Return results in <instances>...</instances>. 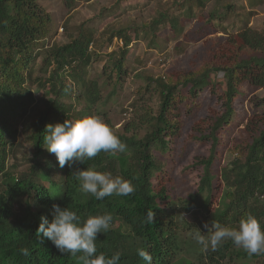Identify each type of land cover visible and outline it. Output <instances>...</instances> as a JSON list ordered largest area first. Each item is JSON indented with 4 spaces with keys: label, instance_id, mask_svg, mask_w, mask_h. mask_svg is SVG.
<instances>
[{
    "label": "trees",
    "instance_id": "1",
    "mask_svg": "<svg viewBox=\"0 0 264 264\" xmlns=\"http://www.w3.org/2000/svg\"><path fill=\"white\" fill-rule=\"evenodd\" d=\"M202 1L199 4L203 5ZM63 3L72 7L76 0ZM164 18L160 15L151 25ZM172 23L176 27L174 20ZM50 24L51 17L38 0H0V264H82L79 254H62L42 234L36 235L42 216L52 220L54 204L69 207L82 220L89 215L111 214L109 231L98 234L96 254L110 257L119 252V264H146L137 255L138 248L152 255V264H195V258L198 264H264V255L249 258L231 241L216 251H204L191 238L195 228L210 235L204 224L211 227L213 221L238 228L247 215L256 217L264 227V111L250 117L246 127L249 138L236 148V157L224 166L219 164L242 85L264 89V31L246 28L226 42H211V58L199 70L168 80L148 78L158 93V109L145 136L116 134L126 144L127 156L102 151L85 164L57 168L56 157L43 143L46 126L93 116L103 93L99 80L89 78L97 50H91L96 40L88 27L80 26L70 43L53 45L50 59L46 58L48 65H54L51 75L43 80L34 78V65L41 42L49 36ZM125 31H113L109 41L124 38ZM125 39L127 48L129 38ZM126 54L110 57L119 80L125 73ZM69 67L71 82L64 77ZM220 73L224 80H215ZM105 74L106 70L102 71V76ZM34 82L52 97L31 123L33 152L24 159L23 169L14 174L7 162L9 158L20 161L15 155L19 121L34 103L30 88ZM111 82L106 80L105 84ZM205 92L219 97L223 108L194 126V137L210 146L209 155L198 159L202 175L196 193L175 199L167 166L173 137L181 127L180 111L198 104ZM260 103L264 108V98ZM89 167L131 180L135 193L102 201L85 195L72 174ZM149 210L154 213L153 223L146 222ZM189 214L194 220L186 219ZM25 248L27 256L21 251Z\"/></svg>",
    "mask_w": 264,
    "mask_h": 264
},
{
    "label": "rangeland",
    "instance_id": "2",
    "mask_svg": "<svg viewBox=\"0 0 264 264\" xmlns=\"http://www.w3.org/2000/svg\"><path fill=\"white\" fill-rule=\"evenodd\" d=\"M202 2L203 5L199 4V0H76L72 7H67L63 0H38L41 8L51 17V24L49 36L41 42L33 76L43 80L51 75L54 65H48L46 58L50 59L48 55L53 45L70 43L80 26L92 29L96 41L91 50L96 49L97 54L93 55L89 78L99 80L103 93L93 115L101 117L115 134L141 138L149 131L151 117L155 115L159 103L157 90L149 85L148 78L168 80L199 70L211 58V42H226L246 28L259 33L264 31V0ZM160 15H165L164 20L152 26ZM120 29L126 30L124 38L117 36L110 42V34ZM125 37L129 38L127 48L124 46ZM124 51L127 52L125 73L119 80L110 57H119ZM104 70L106 74L102 76ZM67 71L64 77L71 82L73 80L69 75L72 70L69 67ZM214 79L223 81V74L215 75ZM106 80L112 81L111 84L106 85ZM37 83L30 87L34 103L19 121V144L15 155L20 161L13 162L9 158L7 162L14 174L23 169L24 159L33 152L29 139L31 123L52 97L38 89ZM241 90V95L234 102L235 115L226 132L220 166L234 159L236 148L249 138L246 127L250 117L264 111L260 103L264 98L263 88L243 84ZM199 98L194 107H183L180 111L181 127L172 140L167 174L173 181L175 199H184L196 193L202 175L197 166L198 159L209 155L210 146L203 145L194 137V126L206 121L209 113L220 112L223 108L220 98L213 94L205 92ZM81 103L86 107L85 101ZM117 153L118 156L129 154L126 151L113 154ZM54 163L61 168L57 158ZM48 189L55 191L51 186ZM193 218V215H186L187 220ZM195 260L197 258L193 262L198 264Z\"/></svg>",
    "mask_w": 264,
    "mask_h": 264
},
{
    "label": "clouds",
    "instance_id": "3",
    "mask_svg": "<svg viewBox=\"0 0 264 264\" xmlns=\"http://www.w3.org/2000/svg\"><path fill=\"white\" fill-rule=\"evenodd\" d=\"M43 143L47 151L55 155L61 168L66 164L70 168L77 163L85 164L102 151L124 152L127 147L114 130L101 117L95 115L47 125ZM72 175L81 191L98 201L113 195L129 196L136 191L131 180H125L121 176L114 177L110 172H100L94 167L77 169ZM52 217L51 221L41 217L37 237L42 234L62 254L73 257L79 254L82 264H119V252L110 257L104 253L96 254L98 234L109 231L113 221L111 214L89 215L82 220L76 211L69 207L62 209L54 204ZM153 220V211H147L146 222L153 223ZM204 228L210 235L202 234L196 228L191 233V238L204 251H216L225 241H231L237 248L243 249L249 258L264 255V227L253 215L242 218L238 228L222 226L216 221L212 222L211 227L205 223ZM21 251L25 256L29 254L26 248ZM136 252L146 264H152L153 257L148 251L138 248Z\"/></svg>",
    "mask_w": 264,
    "mask_h": 264
}]
</instances>
